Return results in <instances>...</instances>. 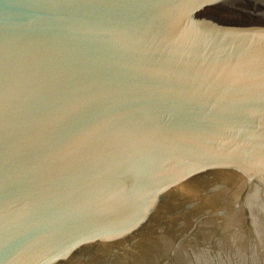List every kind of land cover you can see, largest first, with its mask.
<instances>
[{"label":"water","instance_id":"water-1","mask_svg":"<svg viewBox=\"0 0 264 264\" xmlns=\"http://www.w3.org/2000/svg\"><path fill=\"white\" fill-rule=\"evenodd\" d=\"M0 264H264V0H0Z\"/></svg>","mask_w":264,"mask_h":264}]
</instances>
